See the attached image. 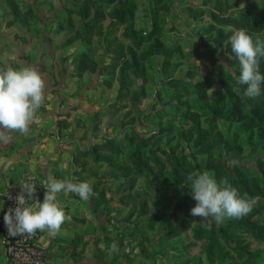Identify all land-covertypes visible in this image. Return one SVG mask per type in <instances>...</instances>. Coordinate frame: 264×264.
I'll return each instance as SVG.
<instances>
[{
	"label": "rangeland",
	"instance_id": "374dc122",
	"mask_svg": "<svg viewBox=\"0 0 264 264\" xmlns=\"http://www.w3.org/2000/svg\"><path fill=\"white\" fill-rule=\"evenodd\" d=\"M174 1L194 20L200 63ZM259 1L246 24L230 0H0V69L40 72L39 124L72 127L74 179L94 192L75 194L57 264H264V84L244 96L229 42L241 29L264 39ZM203 171L253 198L251 212L203 227L187 181Z\"/></svg>",
	"mask_w": 264,
	"mask_h": 264
},
{
	"label": "clouds",
	"instance_id": "9594fccd",
	"mask_svg": "<svg viewBox=\"0 0 264 264\" xmlns=\"http://www.w3.org/2000/svg\"><path fill=\"white\" fill-rule=\"evenodd\" d=\"M229 42L240 65L237 83L246 85L245 97L255 99L261 95V85L264 84V75L260 71V59L264 58V39L259 35L254 39L241 29L229 37ZM45 87L42 75L34 67L0 69V142H10L11 136L8 133L29 132L30 125L36 120L37 110L44 104ZM187 181L192 198L196 201L190 214L208 221L203 225L206 229H211L213 221L219 226L227 219L242 218L254 206L253 198L241 196L227 179L217 183L208 171L192 172ZM43 187L46 189L43 202L35 199L36 202L29 205L28 202L35 198L36 186L32 182L20 184L21 191L15 197L16 207L4 214L9 236H31L39 230L54 237L68 219L58 195L75 193L85 201L94 195L89 182L77 183L68 177L56 179L49 176ZM116 247L113 245L114 250Z\"/></svg>",
	"mask_w": 264,
	"mask_h": 264
},
{
	"label": "crops",
	"instance_id": "0c3cea01",
	"mask_svg": "<svg viewBox=\"0 0 264 264\" xmlns=\"http://www.w3.org/2000/svg\"><path fill=\"white\" fill-rule=\"evenodd\" d=\"M259 0H230L228 9L231 12L239 10L253 11ZM174 21L180 26L183 36L187 42L186 51L188 59L192 60L196 55L195 62L200 63L204 51L199 45L200 39L196 33L194 20L190 18L186 5L174 1ZM202 53V54H201ZM201 58V59H200ZM45 112L37 110L36 120L30 125L27 134L18 131L8 133L11 136L9 143L0 142V211L3 206L2 197L6 189L16 183L28 181L36 186L35 198L31 204L38 199L43 202L46 189L44 182L49 176L56 179L68 177L76 182L73 175L75 168L74 154L76 153V142L71 137L72 127L63 128L60 132L54 129L41 127L39 121ZM62 136H58V135ZM76 141V140H75ZM32 178V179H31ZM58 200L68 219L63 223L57 235L50 237L46 231H39V244L47 251L49 258L53 261L60 259L59 239L66 236L68 221L71 216V206L75 203V193L58 195ZM0 264H7L6 254L0 241Z\"/></svg>",
	"mask_w": 264,
	"mask_h": 264
},
{
	"label": "built area",
	"instance_id": "2783aa9c",
	"mask_svg": "<svg viewBox=\"0 0 264 264\" xmlns=\"http://www.w3.org/2000/svg\"><path fill=\"white\" fill-rule=\"evenodd\" d=\"M25 182H29V180ZM21 183L11 185L5 190L2 197L3 206L0 211V241L5 250L7 264H57L49 258L47 251L39 244V230L31 236L26 234L15 237L8 235V230L4 224V214L10 208L14 209L16 207L15 197L21 191ZM33 199L28 202L29 205H31Z\"/></svg>",
	"mask_w": 264,
	"mask_h": 264
},
{
	"label": "trees",
	"instance_id": "16d2710c",
	"mask_svg": "<svg viewBox=\"0 0 264 264\" xmlns=\"http://www.w3.org/2000/svg\"><path fill=\"white\" fill-rule=\"evenodd\" d=\"M240 13H243V14H245V18H246V24H251V22L253 21V19L251 18V19H249L250 18V11L249 10H240L239 11ZM236 19L238 18H240V17H235ZM196 106V105H195ZM197 107V106H196ZM219 107H221V105H219ZM197 108H202V107H197ZM253 115V114H252ZM140 164H141V166L140 165H137V170L138 171H141V172H143V173H145V174H151V171H150V169H148L147 167H144V165L140 162ZM259 230L261 229V227H257ZM262 235H263V237H264V229H262V230H260L259 231ZM213 234H215V232H214V230H211V234L210 235H208V236H213Z\"/></svg>",
	"mask_w": 264,
	"mask_h": 264
}]
</instances>
